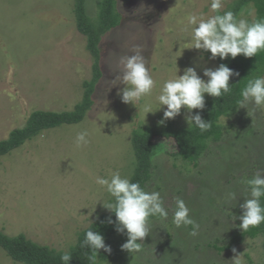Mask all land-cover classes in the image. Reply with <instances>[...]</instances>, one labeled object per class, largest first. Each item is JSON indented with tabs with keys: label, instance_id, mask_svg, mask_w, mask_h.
Listing matches in <instances>:
<instances>
[{
	"label": "rangeland",
	"instance_id": "374dc122",
	"mask_svg": "<svg viewBox=\"0 0 264 264\" xmlns=\"http://www.w3.org/2000/svg\"><path fill=\"white\" fill-rule=\"evenodd\" d=\"M99 1L85 0L92 22L97 21ZM232 1L223 0L219 11ZM73 3L0 0V142L23 128L31 113L69 112L82 100L94 59L86 37L77 30ZM210 4L211 0H116L121 22L100 39L101 78L83 120L46 130L0 157L1 233L67 251L79 232L111 213L105 207L114 197L96 178L110 179L116 171L131 178L133 131L189 125L183 108L179 116L160 124L166 106L159 109L157 97L164 82L183 75L188 67L206 81L203 71L218 67L204 50L193 48L196 25L188 23L190 14L204 19L214 15ZM253 16L250 12L240 19ZM137 51L146 57L156 85L150 95L126 105L117 95L124 86L119 78L124 71L121 59ZM146 107L154 113H147ZM220 123L222 140L210 143L196 166L173 157L177 151L173 138L153 137L152 176L145 191L161 194L168 217L149 221V235L139 252H120L118 242L125 235L118 233L111 253L99 250L101 256L112 258L98 259V264H236L237 255L239 264H264L260 237L245 239L228 251L207 246L215 242L223 246L240 228L241 221L231 213L242 215L240 205L249 198L243 181L264 173V106L247 102ZM81 131H87L88 143L78 147ZM178 198L199 225L195 237L189 234L191 225L178 228L172 222ZM0 264L21 263L0 249Z\"/></svg>",
	"mask_w": 264,
	"mask_h": 264
},
{
	"label": "clouds",
	"instance_id": "9594fccd",
	"mask_svg": "<svg viewBox=\"0 0 264 264\" xmlns=\"http://www.w3.org/2000/svg\"><path fill=\"white\" fill-rule=\"evenodd\" d=\"M223 7V0H211L210 8L213 12H219ZM188 23L196 25L194 28V49L204 50L211 53V59L219 57L221 60L243 55L252 58L258 52L264 50V19H258L249 23L246 19H237L232 11L223 14L209 16L207 19L198 17L196 14L188 16ZM192 48V49H193ZM123 74L119 77L123 87L117 92L124 104L135 105L142 97L150 95L156 85L148 61L142 52L123 57ZM179 71V70H178ZM239 72L234 71L225 64L215 69L206 68L201 78L194 67L184 69L183 75L176 76L164 82L157 97L159 104L166 106L163 119L160 124L174 119L181 114V109L187 110L185 117L189 125H194L201 131L210 127V121H205L200 114L205 108V94L219 98L230 92L229 80L239 77ZM240 106L244 108L247 102L256 106H264V76L249 80L246 87L241 91ZM200 110L193 113L192 110ZM147 113H154L150 107H146ZM87 131H81L76 136V144L79 147L87 144ZM96 183L105 186L107 192L114 197V203H109L106 209L114 212L115 221L110 218L108 223H115V230L120 234L127 235V240L121 245V249L129 253L142 250L144 238L149 235V218L159 216L167 219L168 212L164 207L163 199L158 191H145L138 182L134 183L127 177H122L119 171L114 172L110 179L96 178ZM243 183L249 189V198L244 199L240 205L242 215H232L233 219L241 221L239 227L248 230L250 227L264 223V206L260 198L264 197V173L257 172ZM230 198L235 199V193H230ZM190 209L182 199L176 200V210L172 222L176 227L191 225L193 230L189 233L195 237L198 234L199 225L190 217ZM82 246L90 247L97 253L103 249L111 253V247L106 245L103 236L98 231L89 230L85 234ZM236 253V249H233ZM239 257L234 260L239 264ZM60 259L64 264H69L72 256L64 252Z\"/></svg>",
	"mask_w": 264,
	"mask_h": 264
},
{
	"label": "trees",
	"instance_id": "16d2710c",
	"mask_svg": "<svg viewBox=\"0 0 264 264\" xmlns=\"http://www.w3.org/2000/svg\"><path fill=\"white\" fill-rule=\"evenodd\" d=\"M74 16L76 27L79 33L87 39V50L93 57L92 71L93 76L90 82L84 83V93L82 100L69 112H46L35 111L30 114L25 126L21 129L11 132L7 139L0 142V157L9 154L12 150L22 146L25 142L33 140L42 132L63 125H73L81 122L87 111L93 106V90L95 83L101 78L100 72V53L99 42L101 37L109 30L120 25L121 15L116 10V0H100L98 2L97 21L92 22L87 16L85 10V0H73ZM226 11H232L239 20L241 15L248 16L250 12L254 13L253 18L246 19L249 23L258 19H264V0H233L226 9L215 12L223 14ZM205 55L211 57L210 52L204 51ZM218 67L221 64L239 72V77H232L229 80L230 92L223 94L219 98L208 96L205 98V108L200 111L205 121H210V127L206 131H201L194 125L172 130L169 126L155 130L146 128L144 130H135L132 133L131 144L135 160L133 174L130 180L138 182L145 190L146 184L152 176L151 158L155 153L156 144L153 137L158 135L163 138H173L177 146V151L173 153L174 158H180L184 162L193 163L195 166L198 160L204 156L210 143H218L223 138V128L220 123L222 118L232 115L240 107L241 91L246 87L249 80L264 76V50L257 53L255 57L245 58L243 55L235 59L231 57L221 60L215 58ZM114 198L112 203H114ZM261 205L264 206V197L260 198ZM109 218L115 221L114 212L109 215H102L93 221L86 229L79 232L77 241L67 251H59L48 246L39 245L28 240L23 235L8 237L0 232V249L14 262L21 264H64L60 259L64 252H69L72 256L69 264H98V259H111L112 255L101 256L99 252L87 246H82L87 231H98L104 238L106 245H112V239L118 232L115 230V223H108ZM159 216L150 217L149 221ZM125 237L120 239L118 246L127 240ZM262 238V248L264 251V223L258 226L250 227L248 230L241 228L232 232L231 236L219 247L208 244L210 248L220 251L231 250L234 246L241 244L245 239ZM218 241V240H216ZM122 252V249H120Z\"/></svg>",
	"mask_w": 264,
	"mask_h": 264
}]
</instances>
